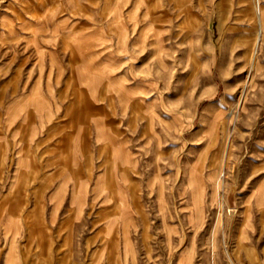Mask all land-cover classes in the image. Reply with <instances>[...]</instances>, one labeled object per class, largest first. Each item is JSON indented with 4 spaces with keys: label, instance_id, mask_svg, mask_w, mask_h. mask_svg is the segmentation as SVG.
<instances>
[{
    "label": "rangeland",
    "instance_id": "374dc122",
    "mask_svg": "<svg viewBox=\"0 0 264 264\" xmlns=\"http://www.w3.org/2000/svg\"><path fill=\"white\" fill-rule=\"evenodd\" d=\"M0 264H264V0H0Z\"/></svg>",
    "mask_w": 264,
    "mask_h": 264
},
{
    "label": "crops",
    "instance_id": "0c3cea01",
    "mask_svg": "<svg viewBox=\"0 0 264 264\" xmlns=\"http://www.w3.org/2000/svg\"><path fill=\"white\" fill-rule=\"evenodd\" d=\"M33 110V109H32Z\"/></svg>",
    "mask_w": 264,
    "mask_h": 264
}]
</instances>
